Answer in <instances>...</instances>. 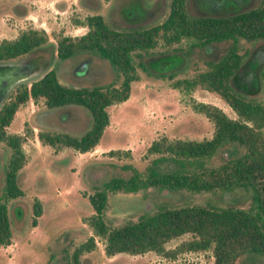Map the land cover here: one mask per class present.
<instances>
[{
	"label": "trees",
	"instance_id": "1",
	"mask_svg": "<svg viewBox=\"0 0 264 264\" xmlns=\"http://www.w3.org/2000/svg\"><path fill=\"white\" fill-rule=\"evenodd\" d=\"M203 1V6L210 4ZM226 2L222 3L230 10L225 14H192L187 0H170L162 19L142 24L144 8L141 0H131L130 7L140 13L138 18L135 16V21L128 17L132 26L116 28L102 14L93 12L79 22L86 26L83 33L56 38L51 60L90 57L91 62H96L91 59L96 55L105 59L115 72L105 65L101 69L104 79L99 83L76 86L62 83L54 65H50L38 77L16 84L0 104V142L8 149L2 169L0 245L11 241L7 201L23 194L16 176L25 162L21 146L25 132L6 130L18 106L28 99L42 98L51 111L68 109L74 114L79 109L88 112L89 125L80 133L39 130L36 135L41 143L53 149L70 146L85 152L98 143L108 124L106 106L128 97L130 82L137 77L136 64H141V57L157 44L181 49L175 45L183 40L184 52L207 45L211 50L220 51V55L204 62L191 76L175 78L172 87L185 92L196 87L214 92L230 106L236 117H229L214 104L193 101L192 108L212 121L211 136L199 140L165 136L152 139L146 153L153 156L142 169L131 162H123L116 166L113 174L92 184L87 199L93 213L85 220L93 233L104 239L106 255L152 250L170 257L180 251L209 249L213 257L211 264H236V259L246 253L264 257V101L254 97L260 80L264 87V0L242 10H235L236 0ZM47 40L45 30L34 27L22 29L12 38H1L0 61L23 56L46 44ZM257 41L259 45L251 50L248 45L241 44ZM251 54H254L253 59L247 60L249 65L245 69L244 57ZM165 59L167 56H163L161 62ZM261 64L262 67L257 69ZM168 77L172 74L168 73ZM226 147H237L238 151L214 162L215 155L222 149L228 152L233 149ZM147 188L192 192L239 188L248 194L249 202L247 206L201 203L170 206L161 203L114 226L106 223L103 213L111 195ZM11 209L17 214L23 213L19 205H13ZM32 210L39 215L41 210L37 200H34ZM184 232L192 236L172 248L164 246L166 241ZM94 245L93 235L88 236L74 246L66 264H79V255Z\"/></svg>",
	"mask_w": 264,
	"mask_h": 264
},
{
	"label": "rangeland",
	"instance_id": "2",
	"mask_svg": "<svg viewBox=\"0 0 264 264\" xmlns=\"http://www.w3.org/2000/svg\"><path fill=\"white\" fill-rule=\"evenodd\" d=\"M130 1L0 0V39L12 38L20 30L28 27L43 28L48 37L47 43L41 47L5 61L25 63L24 61H28L30 57L40 55V59H45V65L43 66L44 62H40L36 67L32 64L29 66L31 71H39L34 78L50 65H54L58 79L64 84L76 86L97 84L104 79L102 74L104 70L101 69L106 65L114 73L113 67L96 55L91 58L96 62L89 61L90 57L51 60L55 40L59 35L73 36L83 33L86 26L79 22L86 14L93 12L102 14L108 23L116 28L132 26L133 24L128 22L131 21L129 18H134L135 21V16L138 18L140 13L137 14L130 7ZM169 1L141 0V6L144 8L142 24L155 23L162 19L168 11ZM207 1L211 5L208 4L206 7L201 5L203 0H187V7L192 14H225L230 10V7L229 10L225 9L227 4L222 3L224 1L227 3L228 0ZM236 2L235 10H242L253 7L258 0ZM184 44L185 41L182 40L175 45L181 49L157 44L141 57L139 61L141 64H136L137 77L130 82L128 98L106 106L108 124L104 127L98 143L86 152H79L70 146L53 149L41 143L36 136L39 130L73 133L84 131L90 120L88 112L84 109L85 113L73 108L77 111L74 116L73 111L66 109L69 114L66 112L65 119L62 118V123H59L58 118L62 117L65 110H52L54 111L52 113L46 108L42 98L28 99L18 106L6 130L11 133L25 132L21 143L25 162L16 176V182L23 194L7 201L11 241L8 245H0V264H66V258L74 246L90 235H93L95 245L79 255V264H211L213 257L209 249L180 251L170 257L157 253L154 255L152 250H147L151 251L148 253L122 251L110 257L103 251L104 239L95 235L85 220L93 213L87 199V195L92 192V184L113 174L117 170L116 166L123 162H131L142 169L153 156L146 153V147L152 139L165 136L168 139L199 140L211 136L212 121L202 112L192 108L193 101L214 104L229 117H236L230 106L214 92L200 87L185 92L172 87V80L191 76L204 62L220 55V51L214 48L211 50L207 45L184 52ZM241 44L248 45L249 50L259 45L258 41ZM163 56H167V59L162 63ZM253 56L254 54L244 57L245 69L249 65L248 59H253ZM82 61H86L85 66L77 69ZM261 67L262 64L257 69ZM168 73H171L172 77H168ZM13 87L8 90L4 99L10 95ZM254 97L264 101L261 80ZM71 114L73 116L71 124L64 123V120H69ZM237 151V147L229 152L222 149L215 155L213 161L218 162ZM7 156L8 149L0 142V193L3 185L2 169ZM34 200L40 204L39 215L33 213ZM248 202V194L239 188L216 192H192L183 189L161 191L147 188L134 193L111 195L103 214L106 223L114 226L125 219L135 218L137 213L161 203L170 206L190 203L247 206ZM13 205H19L23 213L21 215L15 213L14 208L11 209ZM191 236V233L184 232L166 241L164 246L172 248ZM236 264H264V257L246 253L236 259Z\"/></svg>",
	"mask_w": 264,
	"mask_h": 264
},
{
	"label": "water",
	"instance_id": "3",
	"mask_svg": "<svg viewBox=\"0 0 264 264\" xmlns=\"http://www.w3.org/2000/svg\"><path fill=\"white\" fill-rule=\"evenodd\" d=\"M86 61H82L78 68H83ZM25 63L19 61H0V104L6 93L16 84L25 80L34 78L36 72L30 69L27 72L24 67Z\"/></svg>",
	"mask_w": 264,
	"mask_h": 264
},
{
	"label": "flooded vegetation",
	"instance_id": "4",
	"mask_svg": "<svg viewBox=\"0 0 264 264\" xmlns=\"http://www.w3.org/2000/svg\"><path fill=\"white\" fill-rule=\"evenodd\" d=\"M40 57V55H38V56H33V57H30L29 58V60L27 61H24L25 62V65H24V67H25V71L24 72H27L28 70H29V66L32 64L34 67H36V65H38L40 62H44V58H39ZM90 61V60H89ZM70 62H74V61H70ZM31 65V66H32ZM2 103V102H1ZM63 111V110H62ZM52 113L54 112V111H51ZM66 112H67V110H65V112H63V114H62V117L60 118V116H59V120H58V122L59 123H62V121H61V119L62 118H64L65 119V115H66ZM68 113V112H67ZM69 114V113H68ZM73 114V113H72ZM72 114L70 115V117H69V120H64L65 122L64 123H67V124H71V119H72V117L74 116V115H76L77 113H75V114H73V116H72ZM61 115V114H60ZM61 121V122H60ZM74 123V122H73ZM83 124H85V121H83L82 122Z\"/></svg>",
	"mask_w": 264,
	"mask_h": 264
},
{
	"label": "crops",
	"instance_id": "5",
	"mask_svg": "<svg viewBox=\"0 0 264 264\" xmlns=\"http://www.w3.org/2000/svg\"><path fill=\"white\" fill-rule=\"evenodd\" d=\"M128 98V97H127ZM86 152V151H85ZM10 244V243H9ZM8 245V244H7ZM148 252H151V251H146V253H148ZM154 255H157V254H155V252H154ZM112 255H110V257H111ZM113 257V256H112ZM162 260H164V258H162ZM164 261H169V260H164Z\"/></svg>",
	"mask_w": 264,
	"mask_h": 264
}]
</instances>
